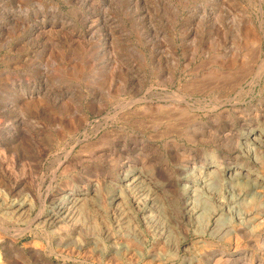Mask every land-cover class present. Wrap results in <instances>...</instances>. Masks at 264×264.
Segmentation results:
<instances>
[{
  "label": "rangeland",
  "instance_id": "rangeland-1",
  "mask_svg": "<svg viewBox=\"0 0 264 264\" xmlns=\"http://www.w3.org/2000/svg\"><path fill=\"white\" fill-rule=\"evenodd\" d=\"M251 123L264 0H0V264H264V185H234L243 223L183 190L212 157L262 173Z\"/></svg>",
  "mask_w": 264,
  "mask_h": 264
},
{
  "label": "bare ground",
  "instance_id": "bare-ground-1",
  "mask_svg": "<svg viewBox=\"0 0 264 264\" xmlns=\"http://www.w3.org/2000/svg\"><path fill=\"white\" fill-rule=\"evenodd\" d=\"M239 144H241V149H243V150L246 149V151L251 155V157L253 156L254 162H257V161L260 162L261 160L259 159V157L257 155V151L259 149L262 150L264 148V124L262 125L259 123H251L250 125H248L244 129V131L240 134ZM263 151H264V149H263ZM250 160H251V158H250ZM220 162L212 157V160H210L206 165H203L199 168L200 169L199 171L203 172V175H204V177L202 176L201 183H194L193 185L192 184L191 185H187V184L184 185V183H183V185H184L183 190H185V192H187L186 194H188V198L186 199L187 200L186 201V203H187L186 210L188 211V213L190 215L195 216L196 218L201 217L203 215V213L206 211V205L208 204V200H207L205 194H202V190L204 188L208 187L209 189H211L210 191H212V189H214V190L219 189L218 186L219 187L221 186V188L223 187L228 192V194L231 196L230 197V199H231L230 205L228 206L229 209H231V211L235 212L236 219L240 220V222L243 223L245 221V218L248 216V214L244 211H241V209H240V205L242 203L243 196L240 192H237L235 190L234 185L245 184L248 181H253V182L258 183L259 185L262 186V185H264V171L262 172L263 173L262 174L261 172H258L256 169H253L252 168L253 166L248 167L241 162L229 163L227 165H222V164H220ZM249 165H252V164H249ZM195 170H197V169H195ZM260 170H262V168ZM144 177H143L141 171H139L137 169L132 170V168H131V171L127 172V174H125L122 177L123 178L122 182L125 186L129 187V186H132V184L140 182L141 180H143ZM250 183H252V182H250ZM253 185H254V183H253ZM255 188H256V185H255ZM216 191L218 193L220 191V189L216 190ZM219 194L221 196L223 195V194H221V192L218 193V195ZM224 194H226V193H224ZM76 195H78V194H76ZM76 195H75V197H76ZM86 196H85V198H86ZM72 197L73 196L70 197V196L66 195V197L64 198V199H66L65 200L66 213L69 211V207H67V205H69V203H72V201H73ZM82 197H83V195H82ZM76 199L77 198H75V200ZM81 200H82V198H81ZM23 208H24V205L20 204L19 207H17V209H15V210L19 213L20 211L24 210ZM223 213L224 212H222V211L220 212L218 210H214L211 214L210 219L211 220L214 219V222L216 223L222 219ZM59 218H61V217H59ZM59 222H60V220H59ZM228 227H230V226L227 224H224L218 229L217 232L219 233L223 230L225 232L228 229Z\"/></svg>",
  "mask_w": 264,
  "mask_h": 264
}]
</instances>
